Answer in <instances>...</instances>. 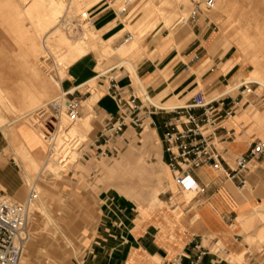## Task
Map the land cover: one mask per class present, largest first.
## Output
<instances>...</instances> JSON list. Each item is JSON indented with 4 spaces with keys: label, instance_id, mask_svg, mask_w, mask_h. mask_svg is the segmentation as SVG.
I'll return each instance as SVG.
<instances>
[{
    "label": "crops",
    "instance_id": "0c3cea01",
    "mask_svg": "<svg viewBox=\"0 0 264 264\" xmlns=\"http://www.w3.org/2000/svg\"><path fill=\"white\" fill-rule=\"evenodd\" d=\"M203 15L198 21H190L179 27L173 35L164 32V35L157 37L161 32L158 31L149 40L148 47L153 52L140 60L136 73L140 80L138 83L149 95L150 104H154L151 108L144 105L132 84L116 78L110 80L107 93H99L94 105L95 112L104 121L109 116H116L120 108L115 95L119 91L123 97L136 98L138 117L143 124L147 119L151 127L150 129L146 125L143 147L158 152L160 167L157 169L155 166H147L142 158L135 156L133 148L130 149L123 156L124 161L118 164L130 168V178H124L116 184L126 197L142 195L148 186L141 180L156 178L159 184L150 194V199L159 198L163 179L170 178L168 167L171 154L166 134L171 131L170 125L175 123L173 109L183 106L178 105L179 102L190 103L199 92L204 94L207 101H216L214 105L223 111L219 128L211 137L223 157L221 168L205 165L192 171L204 190L194 195L190 202L181 199L182 195L171 178V196L166 200V205H157L144 215L138 207L132 214L127 243L121 257L118 243L113 240L105 244L109 247L106 250L98 247L102 243H92L94 253L88 259L89 264H190L200 253L198 264H239L237 258L242 256L243 259L246 254L244 251L248 245L251 246L247 238L255 237L257 231L264 228V225L259 227L260 222L257 221L245 222L246 224L239 221V217L264 207V156L252 161L247 169L232 177L235 158L246 155L254 143L262 140L258 133L252 132L251 126L243 125L238 118L251 105L258 108L261 114L255 117L264 132V93L249 94L248 97L244 95L246 88H249L248 84L253 85L254 88H250L253 92L258 88L256 85L261 84L244 82L238 85L240 78L246 73L239 58H242L241 53L222 33L217 35V28ZM218 18L219 16L216 17L217 20ZM254 70L264 72L258 60H254ZM111 71H115V68ZM69 75L75 82L73 84L79 83L78 88L94 82H90L94 75L89 62L83 58L70 66ZM98 86H105V83ZM237 87L235 93L231 94ZM215 94L218 96L212 98ZM229 111L233 114L226 116ZM194 112L201 115L203 109H196ZM17 131L29 150L35 152L42 147V141L23 134L20 128ZM155 132L162 141V154ZM98 133L96 142L100 138V132ZM3 135L0 136V185L5 190H1L7 195L21 196L24 193L23 174L18 173L14 167L13 164L20 165L15 160L6 134ZM154 139H157L155 143ZM102 146L104 145L100 144L96 147L99 149ZM116 172L115 167L106 170L108 177H114ZM46 188H49V192H43L42 198L48 206L44 197L51 199L56 196L52 187ZM176 195L180 198L172 205L171 200ZM252 229L255 230L254 233L250 232ZM65 236L68 243H71V236ZM41 251L46 252L43 255L46 262L52 261L47 248ZM220 251L226 253L227 259L218 254Z\"/></svg>",
    "mask_w": 264,
    "mask_h": 264
},
{
    "label": "rangeland",
    "instance_id": "374dc122",
    "mask_svg": "<svg viewBox=\"0 0 264 264\" xmlns=\"http://www.w3.org/2000/svg\"><path fill=\"white\" fill-rule=\"evenodd\" d=\"M88 1V4L91 3V8L89 9V16L92 20L91 26L99 27L101 31L99 33L100 37H106L108 33H110V29L108 30L106 28V22H108L107 24L115 34L113 40L109 43V48L113 50L112 52H115L116 48L126 40H129L137 29H140V32L144 31L147 33V39L145 41L147 45L151 37L158 31L161 32L157 34V37L165 33H171V35H173L176 29L183 26L181 25L182 22H180L181 19L187 20L194 4L203 0H163L162 6L166 10L165 14L172 17L171 23L167 27H164V25L160 23L157 30L156 28L152 29V27L155 26L156 19L159 15L156 6L150 3V0L144 1V3L148 1V10L145 13L142 12L134 16L131 20L130 18H125V15L130 9L137 5L139 0H134V2L128 6L129 9L127 8V12L124 15L116 14L117 10L123 4V0H91L93 2L87 0V2ZM83 2L86 4V0ZM0 3H2V1ZM3 5L4 4H0V66L2 67L1 70H9L8 72L12 73V76L11 79L3 82L2 86L4 89H11L10 92L13 91V93L11 92V97L18 106L20 105L22 107L23 97H26V95L23 96V93L26 94L28 91L27 88L30 85H32L30 86L31 88L36 85L35 83H37L40 78L31 79L33 74L32 72L31 74L28 73L32 70L29 68L30 63L28 62L29 57L26 53L27 50L20 43L18 38H16V33L18 31L15 29V23L13 18L8 15L9 9H5ZM184 7L189 9L187 12L188 14H185L183 11ZM203 16H207L213 27L217 28V35L222 33L224 37L233 44L234 48L241 53L242 58L240 56L239 58L246 73L244 77L240 78L238 82L239 86L248 81L246 76L250 74L251 70H254V60L261 62L264 68V0H215L214 8L206 11ZM217 16H219L218 20L216 19ZM61 20H63L62 22H66V20L64 21L62 18ZM70 23L76 26V29H74L75 32L77 30L76 33L82 32L75 19H72ZM127 23L131 26L130 28H128ZM36 24V20L32 24L29 19H25L23 21V28L26 31L31 29L28 35L32 34L31 36H36V34H40L44 36V31L38 28L35 29L34 26ZM188 26H190V24H188ZM66 28L67 27L62 28L64 32H67ZM235 49L232 51H235ZM42 55L44 56L42 57ZM42 55L34 58L33 61V63L36 64L38 73H41L42 76L44 74L43 77L46 76L45 78L47 80L50 78L53 83L54 80H58L59 82V72L65 68H58L52 57L46 52L43 51ZM106 55L107 54L103 56L99 53H90L83 58V60H88L94 77L100 75L94 82L81 85L78 88L77 86L79 83L73 84L75 82L69 75V67L63 70L68 76H63L64 78L61 82L63 89L61 91L62 93L59 91L60 93L57 92L58 95H56L57 93L54 94L55 92H53L50 94L51 96L48 95L46 96L47 98H43L44 100L41 99L37 105L32 107V111L34 112L35 110V112H32L33 114L31 113L26 118H18L14 115L15 119L14 116L6 113L7 115H11V117L9 116L8 118V120H10L7 121L9 123L6 122L10 128L14 127L16 124L15 127L17 129L21 128V126H28L32 129L34 128V131L37 129L35 132H38V134L40 132V135L44 133L45 135H43L47 136L51 132L50 126L53 123L49 103L55 99L54 97L59 98L61 95L60 97L64 99L65 97L63 94L75 88V91L72 92L73 96L71 97H76L81 105L80 117L77 123L73 125L76 134L80 136L81 140L78 142V145L76 144L77 150L73 151L71 154V162L64 167V171H62L59 176L57 175V171H55L56 173H51L48 169L41 170L43 164V162H41L40 166L33 174L32 180H28L26 175H24V170L17 164H13L17 172L23 174L24 178L22 190L24 193L21 196L9 195L14 201L25 202L33 184L37 185L39 188L52 187L53 193L56 196L51 199L44 197V199L48 201L49 216L41 214V212L39 214V212H36V210L32 208L30 213V218L32 220H30L29 223L30 240L25 245L20 264H89L88 259L94 253V246L91 244L102 243V246L100 245L98 247H102L106 250L109 249V247L105 244L110 243L111 240L118 243V253L121 257L127 243L130 218L134 211L139 207L140 213L144 215L148 211L154 210V207L157 205L160 207L166 205V200L171 196L170 182L173 176L169 167L170 178L163 179L159 198L150 199V194L159 184L156 178L152 180L142 179L141 182L147 185L148 188L145 189L142 195H134L131 198L126 197L116 187L118 181L124 178H130V168L118 165L124 161L123 156L130 152V149L133 148L135 156L142 158L144 164L147 166H155L159 169L160 163L157 151L145 149L143 147L142 140L144 138L143 133L146 125L151 129L147 119L143 126L140 127L134 125L130 117V123H128L127 128L128 131L113 134V132L109 131V128L112 126L113 122L117 120L121 110L119 109L116 116H109L105 118L104 121V118H101L95 112L96 104L94 105L90 101H86L91 95L107 93L110 80L116 78L118 81L125 80L126 83L132 84L137 90V95L141 97L147 108L153 106L148 100L149 95L142 89L135 74L129 70L126 63L124 64L121 62V60H127L128 58L133 59L131 58L132 56L129 57V55H124L123 59L118 60L114 56L111 57L110 55ZM147 55L145 51L141 53L138 58L134 59L135 65L137 66L140 60ZM99 62L102 63V68L104 70L100 73L97 69V71L95 70ZM114 68L115 71H111ZM102 73L104 74L103 76ZM27 77L29 79H27ZM104 83L106 86H98ZM27 84L28 86H26ZM256 86L258 87L256 91H245L244 95L248 97L249 94L264 93L263 86ZM238 87L230 93L234 94ZM247 87L254 88L252 84H248ZM217 96L218 95L215 94L212 98ZM49 97L51 98L48 99ZM45 103H48L44 108V111L45 109L46 111L42 118H40L38 114L41 113V110L37 112V109L45 105ZM184 104L185 101L179 102L178 105ZM134 105L138 107V103ZM25 109L27 111L30 108ZM36 114L39 117V121L32 120L34 118L31 119V116L34 117ZM258 114H261L258 108L251 105L244 115L238 118V121L245 126H251L252 132L258 133L264 141V132H262L260 124L255 117V115ZM262 114L264 115V112ZM29 117L32 121L29 120ZM27 120H29V123H27ZM33 121L34 123H32ZM87 121L89 122L88 124H86ZM5 130L6 129L0 130V136L5 134ZM72 130L73 129H71V132ZM98 132H100V138L96 142L99 134ZM155 134L156 138H159L160 153L162 154V141L156 132ZM42 140L44 142L45 138ZM156 140L154 139L153 143H155ZM100 144L104 146L97 149L96 146ZM47 152L48 147L46 145V148H44L45 156ZM47 156H49V152ZM112 167L116 168V175L114 177H108L106 170ZM136 178H138L137 175ZM176 187L178 188L177 185ZM1 188L3 187L0 185V189ZM116 191L121 194L118 195ZM178 191L180 195H183L184 191H181L179 188ZM37 193H39V198L43 197L42 189H38ZM179 198L178 195L174 196V200H171V204L173 205ZM168 219L170 221L172 220L170 217H168ZM257 222H260L258 225L259 227L264 225V219L258 220ZM250 232L254 233L255 230L252 229ZM65 235L71 236V243H68ZM247 242L250 243L251 246L248 245L247 250L244 251L246 254L239 264H264V239L256 237L253 242ZM46 248L52 256V261L50 262H46L43 259L44 252L42 253L41 250ZM218 248L221 249V247ZM218 254L223 259H227V255L224 251H220ZM232 264L236 263L232 262Z\"/></svg>",
    "mask_w": 264,
    "mask_h": 264
},
{
    "label": "bare ground",
    "instance_id": "6f19581e",
    "mask_svg": "<svg viewBox=\"0 0 264 264\" xmlns=\"http://www.w3.org/2000/svg\"><path fill=\"white\" fill-rule=\"evenodd\" d=\"M1 1L2 3L0 4H4L3 6H5V9L7 8L9 9L8 15L13 18V21L16 26L15 29L18 31L16 33V38H18L20 43L27 50L26 53H27V56L29 57L28 62L30 63L29 68H31L32 71L30 72L26 71V72L30 74L32 72L33 75L31 79L33 78L34 79L40 78V79L38 80L37 83H35L36 85H34L32 88L30 87L32 85H30L27 88L28 91L26 94L23 93V96L26 95V97L21 96L23 97V102H22L23 105L21 104L22 107L20 105L19 107L17 103L14 102L13 98L11 97V92L13 93V91L10 92L11 89L7 90V89H4V87L2 86L3 82L11 79L12 73L8 72L9 70L8 71L3 70V69L1 70L2 67L0 66V130L6 129L5 130L6 138H8L7 140L12 148L13 154L15 156V160L23 168L25 172L24 175H26L28 180H32L33 174L36 172L41 162H43L41 170L48 169L51 173L57 171V175H59L60 173H62V171H64V167H62L56 161V158H53L52 156H47L49 151L47 152L46 156L44 154V148H46L47 142L46 140H44L43 142L42 139L45 138L44 136L45 134L43 133L44 135L43 134L40 135V132L39 134L38 132H35L37 129L34 131L33 130L34 128L32 129L31 127H28V126H21L20 129H21V132H23V134L25 133V134L31 135L35 137L36 139H38L39 141H42L41 142L42 147L40 149H37L35 152H33L27 148L25 143L19 137L17 133L18 132L17 128L15 127L17 124L11 128L9 125H7V123H9L7 121L10 120V119L8 120L9 116L11 117V115L12 116L15 115L18 118H26L33 112L32 107L37 105L41 101V99L45 98L48 95L51 96L50 94L53 92H55L54 94H56L59 91L61 92L63 90L61 86L62 79L64 78L63 76H68L67 73L63 70L68 69L70 66L74 65L76 62L86 57L90 53H99L103 56L104 54H107L106 56L108 55H110L111 57L114 56L118 60L123 59L124 55H127V56L129 55V57L132 56L131 58L133 59L128 58L127 60H121V62L124 64L125 63L127 64L129 70H131L135 74V77L140 82L139 78L137 77V73H136L137 66L135 65L134 59L138 58V56H140L141 53H143L144 51L148 55H151L153 51L152 49L148 47L147 43L145 42L147 39V33L144 31L140 32V29H137L134 32V35L129 40H126L124 43L119 45L116 48L115 52H112L113 50L109 48L110 46L109 43L113 40L115 34L113 33L110 26L107 24L108 22H106V28L108 30L110 29L109 30L110 33H108L106 37H100L99 33L101 31L99 30V27L91 26L92 20L90 19V16H89V9L91 8V5H90L91 3L88 4L89 1L87 2V0H86V4L83 2L85 0L83 1L82 0H0V2ZM144 1L145 0H139L137 2V5H135L132 9L128 11V13L125 15V18L127 19L130 18L131 20L134 16H137L142 12L145 13L148 10V1L145 3ZM133 2L134 0H132L130 5ZM150 3H153V5L156 6V10L159 15L158 18L156 19L155 26H153L152 29L156 28L157 30L159 28L160 23H162L164 27H167L171 23L172 17L165 14L166 10L162 6L163 0H150ZM188 10L189 9L186 7L183 8V11L185 12V14H188L187 13ZM61 18L64 19V21L66 20V22H62L63 20H61ZM25 19L26 20L29 19L30 23L32 24L36 20L37 24L34 27L35 29L38 28L41 31H44V36L40 34H36V36H31L32 34L28 35L31 29L26 31L23 28V21ZM72 19H75V21L78 22V25L80 26L82 32L76 33L77 30L76 32L74 31V29H76V26H73L70 23ZM180 22H182L181 25L188 23L186 22L185 19H181ZM63 27H67L66 28L67 32L63 31L62 29ZM130 27L131 26H129L128 24V28ZM43 51L52 57L55 65L58 68L60 69L62 67L65 68V69H62L61 72H59V82L58 80L57 81L54 80V83H53L50 78L47 77L49 79L47 80L45 78L46 76L43 77L44 74L42 76L41 73H38L36 64L33 63V61H34V58L38 57L39 55H42ZM43 56L44 55H42V57ZM96 69L99 71V73L104 71L102 68L101 62L97 64V68H95V70ZM30 74H29V78H30ZM103 75L104 74L102 73V76ZM99 76L98 75L95 76L93 79H91L90 82L95 81ZM29 78L27 77V79ZM31 79H30V82H31ZM246 79L248 81L245 83L259 82V84H261L260 86L264 87V72L263 71L253 70L250 72V74L248 75ZM28 84L26 86H28ZM73 91H75V89L70 90L71 93ZM56 95H58V93ZM60 96L59 98L54 97L55 99H53L51 102L60 101L62 98ZM99 96L100 94H94L87 101H90L91 103L95 104ZM50 98L51 97H49L48 99ZM48 103H45V105H42L40 108L38 107L40 105L37 106L39 108L37 109V112L38 111L40 112L41 110V113L38 114L40 115V118H42L44 112L46 111V109L44 111V108L46 107ZM156 106L158 107L157 104ZM25 108L27 109L30 108V109L26 111ZM6 113L11 114V115H7ZM64 114L60 117V121L58 123L57 130H56V136L54 137V145H55L54 147L56 150L63 147L64 144H67L66 142H68L69 140L70 141L73 139H78L79 141L81 140L80 136L77 135L76 131L74 130V126H73L74 124L70 122V120ZM36 116L37 114L34 117L31 116V119L34 118L32 120L39 121V117L38 116L36 117ZM31 119L29 117V120ZM29 120H27L28 121L27 123H29ZM34 121L32 123H34ZM18 123H21V122H18ZM88 123L89 122L87 121L86 124ZM71 129H73L72 132H71ZM32 189H35L37 191L38 189H42L45 194L49 192V188H41V187L39 188L37 185H34V184L32 185L30 190ZM193 196H194V192L184 191L183 195L181 196V199L183 201L190 202ZM9 197L11 198V196ZM32 208L35 209L36 212H39V214L41 212V214H46L49 216L47 203L44 202L43 198H39V193H38L37 200H35L30 206V213H31ZM248 214L249 215H244V216L239 217V221L241 222V224L245 222L248 223L252 221L263 220L264 219V207H259V209H256V212L254 213L252 212ZM30 220L32 219L31 218L29 219V223H30ZM256 237L264 239V229H259L257 231V235L255 237H248L247 241L253 242V240ZM29 240L27 242H29ZM45 253L46 252H44L43 255H45ZM237 260L241 261L242 256L238 257Z\"/></svg>",
    "mask_w": 264,
    "mask_h": 264
},
{
    "label": "built area",
    "instance_id": "2783aa9c",
    "mask_svg": "<svg viewBox=\"0 0 264 264\" xmlns=\"http://www.w3.org/2000/svg\"><path fill=\"white\" fill-rule=\"evenodd\" d=\"M132 0H123V4L117 10L119 15H124ZM215 0H203L194 4V7L186 22H196L199 17L212 10ZM117 91V90H116ZM250 92V88H246ZM73 96V93L66 92L64 99L49 103L52 112L51 132L45 136L49 156L56 158V161L65 167L71 162V154L76 149L78 139L69 140L60 149H55L54 137L60 117L64 114L70 122L76 123L80 117V101ZM115 98L119 104L121 113L117 120L113 122L109 131L119 134L126 131L129 118H132L134 125L142 127V120L138 117L139 108L134 105L136 98H126L117 91ZM131 103V104H130ZM216 101H207L204 94L199 92L192 101L183 106L173 109L175 113L174 121L171 124V131L166 134L168 150L171 154L169 164L173 180L181 191L194 192L197 195L203 192V188L194 178L192 171L205 165L221 168V156L211 137L219 128L222 110L214 104ZM196 109H203L201 115H196ZM136 111H138L136 113ZM229 111L227 115H232ZM264 156V141L254 143L246 155H239L235 158L232 177L248 168L249 163ZM231 176V174H229ZM38 193L32 189L25 202L12 200L4 191L0 189V264H20L25 245L30 238L29 219L30 206L37 200ZM202 253L191 260L190 264H198Z\"/></svg>",
    "mask_w": 264,
    "mask_h": 264
}]
</instances>
